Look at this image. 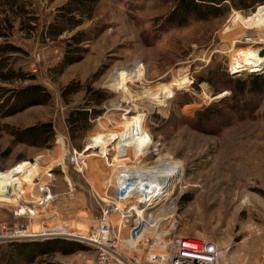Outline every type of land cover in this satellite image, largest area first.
<instances>
[{"label":"rangeland","instance_id":"374dc122","mask_svg":"<svg viewBox=\"0 0 264 264\" xmlns=\"http://www.w3.org/2000/svg\"><path fill=\"white\" fill-rule=\"evenodd\" d=\"M20 1L39 17L38 28L28 35L15 22L0 43L23 49L12 65L25 75L33 74L34 79L0 82V91L8 95L10 89L38 83L50 99L9 116H2L0 109V172L24 164L15 176L28 179L14 196L0 199L16 196L14 202L31 206L33 213L28 222L18 221L11 212L13 204L0 203V221L27 222L32 230L56 225L84 246L70 254L56 252L39 258L34 264H96L94 249L79 237H93L96 228L98 205L89 185L101 191L100 180L112 174L113 166L92 156L101 154L88 144L97 138L96 131L132 118L137 122L136 132L147 143L130 160L142 163L169 156L183 166L173 190L179 195L178 232L215 241L221 250L220 264H264V92L230 98L229 90L196 81L216 71L244 79L264 72L257 71L264 62L258 68L229 72L236 52L264 46V4L252 12L232 10L221 17L191 19L176 26L164 23L171 0H97L90 18L52 40L43 38L41 30L67 0ZM79 31L87 33L80 43L81 59L61 68L70 36ZM124 73H141L142 80H125ZM119 78L126 82L123 88L107 85ZM71 82L78 90L63 96ZM155 86L165 88L164 105H159L162 97L153 99L155 103L140 98ZM86 87L103 90L108 98L95 106L99 113L89 119L87 127L72 133L66 117L70 109L85 103ZM112 102L118 106L109 105ZM209 108L214 114L201 120ZM47 121L52 122L54 135L46 147L13 140L10 130ZM126 138L128 143L132 140ZM125 145L119 144L111 155L116 163L128 160L120 155ZM72 148L85 150L83 175L68 163ZM44 182L52 185L50 201L39 199L38 186ZM184 195L188 199L181 202Z\"/></svg>","mask_w":264,"mask_h":264},{"label":"built area","instance_id":"2783aa9c","mask_svg":"<svg viewBox=\"0 0 264 264\" xmlns=\"http://www.w3.org/2000/svg\"><path fill=\"white\" fill-rule=\"evenodd\" d=\"M250 41V38L246 39L247 43ZM36 59H40L39 54H36ZM257 71H264V67ZM229 72L239 71L231 67ZM108 148L115 151L112 144ZM142 151L143 156L146 148ZM100 156L108 166L115 165L119 179L111 178V175L102 178L101 191L89 185L98 205L96 228L93 237L79 238L94 249L96 264H220L221 250L215 241L191 237L177 230L179 195H175L173 190L183 174L182 165L176 166L173 158L161 162L154 158L142 163L130 159L126 163L120 160L116 163L110 154ZM86 158L85 150L72 148L67 160L75 172L83 175L87 169ZM165 175L175 178L169 190L160 184ZM141 178L152 181V184L143 182ZM38 193L39 199L50 200L52 185L48 182L40 184ZM10 207L16 220L28 222L32 218L31 206L17 200ZM27 222L11 224L0 221V243L53 237L78 238L56 225L43 224L32 230Z\"/></svg>","mask_w":264,"mask_h":264},{"label":"trees","instance_id":"16d2710c","mask_svg":"<svg viewBox=\"0 0 264 264\" xmlns=\"http://www.w3.org/2000/svg\"><path fill=\"white\" fill-rule=\"evenodd\" d=\"M173 6L167 13L164 23L169 25L183 26L191 19L208 20L221 17L232 10L244 13L252 12L258 5L264 4V0H171ZM97 0H67L57 9L53 21L46 23L41 30L43 38L56 39L64 31L73 30L82 23L84 18H90ZM39 17L33 13V9L27 8L20 0H0V38L8 36L15 27V22L28 35L38 28ZM85 31H79L71 35L72 42L68 41L62 59V66L75 63L81 59L84 50L80 43L87 38ZM22 48L7 42L0 43V82L10 83L16 79L25 81L34 79L33 74L25 75L19 67L12 64L15 55L22 52ZM197 83L207 82L213 88L227 89L230 98H235L244 92L252 95H260L264 92V72L251 74L247 78H235L224 72H211L207 77L196 80ZM68 83L63 91V96L78 90L77 84ZM2 90V89H0ZM4 94L0 91V109L2 116L15 114L25 108L45 104L50 99V93L38 83L27 84L19 88L9 90ZM108 98V95L100 89L86 87V97L83 106H76L69 110L66 117L68 128L74 133L75 130L84 129L88 126L90 118L95 117L99 111L94 109ZM207 109V108H206ZM201 114V113H200ZM214 114L213 109H208L200 119L204 120ZM85 126V127H84ZM16 143L46 147L54 135L51 121L16 128L10 130ZM184 195L181 202H184ZM77 240L53 237L22 241L0 245V264H34L39 258L59 252L70 254L84 248ZM40 264H62L47 263Z\"/></svg>","mask_w":264,"mask_h":264},{"label":"bare ground","instance_id":"6f19581e","mask_svg":"<svg viewBox=\"0 0 264 264\" xmlns=\"http://www.w3.org/2000/svg\"><path fill=\"white\" fill-rule=\"evenodd\" d=\"M239 18H236L235 20H238ZM257 43V42H253ZM263 47H251L249 46L248 48L241 49L239 52H236L233 59H232V68H235L236 71H238L240 68H258L261 62H264V51ZM259 70V69H258ZM128 78L132 81H139L142 80V74H134L132 76H129L127 73H124L123 79L128 80ZM125 80L122 82V78H119L117 81L113 80L109 82L107 85L112 87L115 90H118L119 88H123V85L126 83ZM166 95L165 88L161 86H155L151 87L143 92V94L140 96V98H147L148 100L152 101V103H155L153 99H157L162 97L160 99L159 105H164L165 104V98L163 97ZM125 101V100H124ZM109 105L111 106H118V103H110ZM107 108V107H106ZM118 122V121H117ZM106 123V122H105ZM136 119H131V120H124L118 124H114L112 127H107L104 129V131H96L97 133V138L92 139V142L88 144V148L92 149H97L100 154H114L116 151L117 146L120 145H125V147L122 149L123 152L120 155H126L125 159H129L133 153L138 151L139 148H143V146L147 143L145 139H143L142 136H139L138 132L135 130V124H136ZM113 124V123H112ZM96 136V135H95ZM126 137H132V140L128 143L127 140L128 138ZM58 143L62 146L61 141H58ZM113 145L114 150H110L108 148L109 145ZM63 150V149H62ZM93 151V150H92ZM64 152V151H63ZM124 152H126L124 154ZM99 156L98 154L92 153V156ZM141 156V155H140ZM41 157V155L38 157V159ZM115 160V157H113ZM170 157L164 156L156 159L155 161H164L169 159ZM131 159V158H130ZM62 160V158L60 159ZM176 166H180L178 163H174ZM21 167V168H20ZM26 166L20 165L17 168H13L10 171H5V172H0V196H8V195H15L16 190L20 187H22L23 184L28 183V179L24 178L22 176H15L16 173L23 171V169ZM112 167V166H111ZM139 166H134V168H138ZM115 165H113V170L111 174V178L115 177V179H119V176L117 175V172H115ZM43 171H40L39 173H42ZM38 173V175H39ZM68 180V178H67ZM141 180L146 182L147 184H152V181H148L146 178H141ZM174 177H170L169 175L163 176V179L161 178L160 184L162 186L169 187L170 185L174 184ZM70 183V182H69ZM71 185V184H70ZM160 189V186H159ZM16 197V196H15ZM15 197L12 199H9L8 201H4L0 199V203H12L15 204L14 202ZM53 199V195L50 198V200ZM48 200V201H50ZM54 229V228H53ZM52 230V229H51ZM69 235V234H68Z\"/></svg>","mask_w":264,"mask_h":264},{"label":"water","instance_id":"95a60500","mask_svg":"<svg viewBox=\"0 0 264 264\" xmlns=\"http://www.w3.org/2000/svg\"><path fill=\"white\" fill-rule=\"evenodd\" d=\"M263 51H264V48H263ZM251 72V71H250Z\"/></svg>","mask_w":264,"mask_h":264}]
</instances>
